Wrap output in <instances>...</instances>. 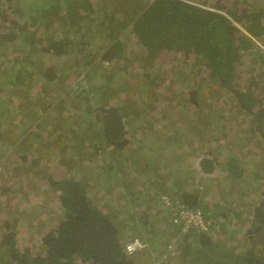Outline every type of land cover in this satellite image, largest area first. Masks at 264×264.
<instances>
[{"label":"trees","instance_id":"1","mask_svg":"<svg viewBox=\"0 0 264 264\" xmlns=\"http://www.w3.org/2000/svg\"><path fill=\"white\" fill-rule=\"evenodd\" d=\"M261 43L264 0H0V264H264Z\"/></svg>","mask_w":264,"mask_h":264},{"label":"built area","instance_id":"2","mask_svg":"<svg viewBox=\"0 0 264 264\" xmlns=\"http://www.w3.org/2000/svg\"><path fill=\"white\" fill-rule=\"evenodd\" d=\"M259 46V45H258ZM261 53L264 55V43L260 45ZM164 199V208L171 212L174 215L173 223L180 224L179 229L180 231L187 233L189 231H198V230H208L209 224L206 223L200 215V212L195 213L191 209H187L186 207L171 201L170 199L163 197ZM146 247V243L136 237L133 238L131 241L126 243L125 248L128 253H135L140 251ZM155 264H163V260L160 259L155 262Z\"/></svg>","mask_w":264,"mask_h":264},{"label":"rangeland","instance_id":"3","mask_svg":"<svg viewBox=\"0 0 264 264\" xmlns=\"http://www.w3.org/2000/svg\"><path fill=\"white\" fill-rule=\"evenodd\" d=\"M249 139L250 140H253L254 139V135H251V136H249ZM237 145V147H241L242 145H243V143H242V145H239V144H241V143H238V142H235ZM246 147V146H245ZM245 147H243V148H245ZM243 148H241V149H243ZM175 156L178 158V160H180L181 158H183V156H181L180 154H178V153H176L175 154ZM242 156V155H241ZM249 164V166H247L246 167V169L247 168H250V167H252V166H255V162H248ZM193 167V166H192ZM167 177H170V173H167V172H165L164 173V176L162 177V180H164V179H166ZM161 180V179H160ZM165 183H166V185H168L169 184V178H168V180H166V181H164ZM155 186L156 185H158V183L157 184H154ZM170 185H171V183H170ZM153 191V190H152ZM153 192H155V191H153ZM139 193H143V191H141V189H140V192ZM156 193V192H155ZM114 195H115V198H117L118 197V195H116V193H114ZM142 197H144V196H142ZM121 198H123V199H127L128 198V200H132V197H127L126 196V194H124V195H122L121 196ZM112 200V198H110V199H108V200H106V201H108V202H110ZM1 202H3V201H1ZM107 202V203H108ZM162 215H165V217H166V219L167 220H165V223H166V225L167 226H170L172 229H174V228H176L177 229V227L174 225V226H172V224H173V221H174V215L171 213V212H169V211H165L164 210V208H163V214ZM151 218V217H150ZM151 220L153 221V219L151 218ZM141 238V237H140ZM142 239V238H141ZM175 251H177V249H175ZM142 257H143V255H142ZM143 260L145 259L144 257L142 258ZM168 262H170V260L169 261H167L166 262V260L163 262V264H167Z\"/></svg>","mask_w":264,"mask_h":264},{"label":"clouds","instance_id":"4","mask_svg":"<svg viewBox=\"0 0 264 264\" xmlns=\"http://www.w3.org/2000/svg\"><path fill=\"white\" fill-rule=\"evenodd\" d=\"M164 208V207H163ZM164 210L167 212V210L164 208ZM138 237V236H137ZM136 238V237H135ZM138 238H140V237H138ZM141 239V238H140ZM143 240V239H142ZM144 241V240H143ZM145 242V241H144ZM145 249V248H144ZM144 249H142V250H144ZM142 250H140V251H142ZM138 252V251H137ZM154 258H156V257H154ZM160 259H162V258H160ZM159 259V260H160Z\"/></svg>","mask_w":264,"mask_h":264},{"label":"flooded vegetation","instance_id":"5","mask_svg":"<svg viewBox=\"0 0 264 264\" xmlns=\"http://www.w3.org/2000/svg\"><path fill=\"white\" fill-rule=\"evenodd\" d=\"M174 225H175V224L173 223L172 226H174ZM179 225H180V224H176L175 226H176L177 228H179Z\"/></svg>","mask_w":264,"mask_h":264}]
</instances>
